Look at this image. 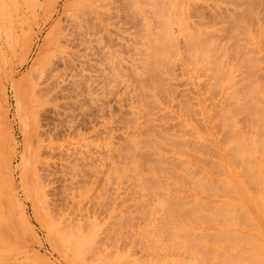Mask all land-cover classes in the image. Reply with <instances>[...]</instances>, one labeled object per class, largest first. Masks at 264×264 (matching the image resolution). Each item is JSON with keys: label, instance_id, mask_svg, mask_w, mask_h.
Segmentation results:
<instances>
[{"label": "rangeland", "instance_id": "374dc122", "mask_svg": "<svg viewBox=\"0 0 264 264\" xmlns=\"http://www.w3.org/2000/svg\"><path fill=\"white\" fill-rule=\"evenodd\" d=\"M56 1L55 12L48 15L44 9L45 0H0V264H106L105 258L110 264H151L160 263L162 259H165L162 264H184L185 261L192 264L193 255L179 247L181 237L173 239L179 242H176L178 246L168 238L171 228L168 227L170 223L161 221V200L171 195L179 208L185 201L191 205V201L198 203L201 198L203 203L213 199L210 205L227 201L223 195L215 197L211 193L210 196L207 189L198 188L204 190L199 191L193 179L189 181L192 185L188 184L172 171L187 167L192 178L198 176L195 173L202 168V172L213 179L226 177L223 167L227 165L228 153L223 147L226 131L219 125L221 115L233 114L236 126L246 134L259 136L264 132V121L259 115L249 118L245 111L235 112L236 107L243 104L242 93L246 88L252 87L261 93L264 87V3L254 6L249 15L251 20L245 18L247 28L243 29L249 28L250 35L245 30V34L240 32L243 35L238 46L251 57L250 66L254 71V78L245 79L248 69L235 53L233 39L229 38L228 28L232 26H228L231 23L228 18L225 20L224 13L231 9L242 10L245 7L242 1L247 0H238L239 5L235 4L237 0H111V3L107 0L108 8L106 2L103 4L100 0L98 6L105 7L97 9L99 17L94 23L99 26L94 24V27L99 29L92 32L90 44L79 46L77 50L68 48L75 55L83 54L81 60L71 55L73 58H65L67 62L63 65L61 55L57 54V59L53 54L56 61L51 57L54 60L51 64L57 63L56 67L50 64L56 70L49 65L50 76L57 70L59 73V68L65 71L61 69L59 73L64 76L56 73V80L49 79L58 84L57 94L52 93L54 99L50 102L42 95L46 99H41L46 102L43 105L41 101L38 103L40 96L37 100L36 94L33 97L34 93L30 92L34 62L39 55H44L42 46L53 24L58 19L60 24L66 23L64 7L73 0ZM46 16L51 17L47 19ZM223 22L224 27L220 24ZM195 29L209 33L213 40L216 39V45L220 42V53L212 49L208 59H202L200 53L189 51L186 41ZM169 31L176 38V52L168 56L172 62L151 68L148 51L164 32ZM216 57L221 72L210 63ZM67 66L71 71L77 70L71 73ZM57 86L62 89L58 91ZM24 91L26 100L25 95H20ZM257 105L260 111L264 110V102ZM133 155L134 160L131 159ZM160 156L163 158L158 161L163 164L155 158ZM260 156L264 161V154L254 156V160ZM148 168L150 173L145 171ZM153 168L157 171L161 168L163 174L161 170V174L156 171L153 174ZM144 173L153 174V177H144ZM154 175L163 177L161 183L167 182L170 186L160 185L155 190L151 185H155L158 177L155 181ZM146 177L150 182H144ZM141 183L145 189L141 190ZM180 187L183 188L181 193ZM179 194L183 195V201L179 202ZM190 196L195 199L192 197L189 201ZM253 203L247 201L249 212L264 231V220ZM185 207L189 206L184 205L183 215V211L189 209ZM205 210L201 206L197 213L203 215ZM189 211H186L188 217L193 213ZM52 218L59 221L54 231L59 228L57 233L61 232L60 237L62 234L65 238L58 239L55 232L50 231ZM175 222L181 229L182 224L177 221L172 224ZM187 224L186 228L196 233L205 231L206 238H212L217 225L213 223L212 226L210 222L209 225L200 222V225L196 220ZM236 225L238 229H249L245 223L242 227L239 223ZM90 230L96 232L97 237L94 234L93 237ZM70 234L85 239L86 245L81 244L75 255L74 244L68 241L73 238ZM102 237L97 248L98 240L94 238L101 240ZM209 237L211 242L203 238L201 244L204 242L210 247L213 242ZM196 240L192 242L196 244ZM238 245V249L245 246L242 242ZM92 246L96 248L91 250ZM230 264L245 263L233 260Z\"/></svg>", "mask_w": 264, "mask_h": 264}, {"label": "bare ground", "instance_id": "6f19581e", "mask_svg": "<svg viewBox=\"0 0 264 264\" xmlns=\"http://www.w3.org/2000/svg\"><path fill=\"white\" fill-rule=\"evenodd\" d=\"M99 1L100 0H73L71 3H69V5L67 7L66 6L64 7V12H65V16L64 17H66V18L65 19L63 18V19L65 20L64 22H66V23L62 25V24H60V20L58 19L57 22H56V24H53V27L50 30V34L47 35L46 40L44 39L45 41H44V44H43L42 48L45 49L44 50L45 53H44V55H39V57L41 56L40 58L37 56L38 57L37 62L35 61L34 62V66H33L34 67V72L32 71L34 74L31 73V74H33L32 75L33 78L31 77L32 79H30V81H29L30 82L29 85H30V89H31L30 92L31 93H34L32 96L34 97V95L36 94L35 97H36L37 100H38V97L40 96V100H38V103H39V101H41V99L43 100L45 98V97L42 98V95L43 96L44 95L47 96V99H49V102H50L52 100V98H53V97L51 98L52 93L57 94L56 93L57 88H55V87L58 84L56 83V81H54L55 83L52 81L53 82L52 83L51 80H49V79L56 80L55 77L57 75L56 73H58V70H57V72L55 71L56 72V73H54L55 76L54 77H51L54 74L52 73L53 75L51 74V76H50V73H51V70L50 69L51 68L55 69V67H56L55 66V63H57V62H55V63L52 62V64L55 66V67H52L51 66L52 65L51 64V61L54 58H57L58 57L57 54H59V56L60 55L62 56V57L60 56L61 57V60H63V61H61L62 64H63V62L65 64L67 62V61L65 62V60L68 57H70L71 55H75V53L72 52V51H70L68 48H76V50H77V48H79V46H85V45H87L91 41V40L89 41L90 37L93 36V33L92 32L95 33V30H98L99 29V28H96V26H99V25H97V24L94 23V20L97 19V16H98L97 15V12H98L97 9L98 8H101L102 9V6L103 7L106 6V8H108L107 5H109L111 3L110 2L111 0H108L110 3L107 2V0H103V4H105L104 2H106V5L105 6L104 5H102V6L99 5L98 6V4H101V2H102V1H100V3H99ZM130 1H132V0H130ZM132 2H131V4H132ZM238 2L239 1L237 0L235 2V4H238ZM258 2H260V3H258ZM107 3H109V4H107ZM116 3H118V2H116ZM232 3L234 5V2H232ZM242 3L245 4V7L244 8H241L242 10H239L238 11L236 9L238 11L237 12L236 10L233 11L231 9L233 12H230L231 10L229 8L230 11H227L226 10L227 13H224L225 14L224 17H225V20H226V18H228L227 20L231 23V24H229V22H228V24H229L228 26H230V25L232 26L231 28H228V29H230L229 38L233 39L234 41L233 40L231 41L229 39V41H228L229 42V45H230V41L234 44V47H235V50H236L235 53H237V56L240 58V63L242 62L241 64H243V66L245 65L246 68L248 69V72L247 73H248L249 77L247 75L246 76L247 78L245 77V79H249V78L252 79V77L254 76V71L252 69V66H250V58L251 57L249 58L248 57L249 54L247 52H245L242 47L238 46V41L241 39V34L242 33L243 34H245V33L249 34L250 33L249 32L250 30H248L249 28L248 29H243V28H247L246 23L249 20L252 19V17H250L249 15L251 14V11H253L252 9H255L254 6H256V4H261V3L263 4L264 3V0H263V2H262V0H247L245 2L242 1ZM244 4H242V5L244 6ZM230 5L232 6V4H230ZM56 6H57V1L56 0H45V8L44 9H45L46 12H48L47 13L48 15H50L49 12H51V11L55 12ZM113 6H115V5L113 4ZM235 6L236 5H234V7ZM236 7H238V6H236ZM110 9H112V8H110ZM238 9H239V7H238ZM228 12H230L231 15H228V17H226V15L229 14ZM234 12H236V13H234ZM221 13H223V12H221ZM221 13L219 15H221ZM99 14L100 15L102 14L100 12V9H99ZM50 17L51 16H48V18H50ZM46 18H47V16H46ZM220 18H223V17H220ZM245 18H247V20L248 19L249 20L246 22V19ZM222 20H224V19H222ZM45 21H47V20L45 19ZM94 24L96 25L95 27H94ZM220 24L223 25L222 27H224L226 25L224 22L223 23H220ZM244 25H245V27H244ZM219 27H221V26H219ZM251 27H252V25L250 26V29H251ZM223 30H224V28H223ZM243 30H245L246 32L244 33ZM224 32L227 33V31H225V30H224ZM240 32H242V33H240ZM171 33H170V31L169 32H164V34H162L163 37L161 36L159 38L160 40L157 39V40H159V42H156V44L154 42L155 45L153 44V47L152 46L150 47V50L148 51L149 52V61L151 62V63L149 62L148 65L151 64V65H149L150 67L152 65H155V67H161V65H166L167 66V65L170 64V62H172L171 61V58H169L168 56L172 55L173 53L175 54V52H176V38L173 35V33L172 34ZM225 37H226V35L223 37V39ZM245 37H247V35ZM214 40H216V39H214ZM214 40H213L212 36H210L209 33H207L206 31H202V30L200 31V29H199V31H197V29H195L193 33H190L188 35V38H187V41H186V46H188L189 51L196 52V53H200V55L202 56V59H208V53L210 52V50H212V49L213 50H218V48L220 47L219 46L220 45L219 44L220 42L218 43V45H216V43H215ZM220 40H222V39H220ZM216 46H218V47L216 48ZM80 49L82 50V48H80ZM219 50H220V48H219ZM219 50H218V52L220 53ZM85 51H87V50H85ZM238 52H241L242 55L240 56V54H238ZM60 53H62V54L64 53V54L62 55ZM72 53H74V54H72ZM53 54H54V56H53ZM84 54H86V52ZM76 55L74 57L77 58L78 60L80 58V60H81V57H82L83 54L81 55L79 53V56L77 55L79 58ZM51 57L53 59H51ZM70 58H73V56H71ZM71 60H73V59H71ZM61 62H59V63H61ZM82 62L84 63V61H82ZM217 62H219V58L218 57H216L213 60V62H210V63H213L214 67L217 69V72H221V68L219 67L218 64H216ZM70 63H71V61H70ZM73 63H75V62L73 61ZM80 64H82V63H80ZM49 65H50L51 68L49 67ZM66 65H69V61H68V63ZM74 65H77L78 66V64H74ZM67 68L69 69L68 66H67ZM151 68H154V66L151 67ZM59 69H60L59 70V73L60 72L62 73V71H61L62 68H59ZM63 71H65V69ZM72 71H74V69H72ZM72 71H71V73H74L75 72V71L74 72H72ZM231 71H233L232 70V67H231ZM53 72H54V70H53ZM66 72H68V71H66ZM59 73H58V75H60ZM63 73H65V72H63ZM71 73H69V75H71ZM61 75L64 76V74H61ZM68 77H70V76H68ZM58 78L59 77H57V79ZM229 78H230V76H229ZM71 80H72V78H71ZM71 82L73 83V80ZM74 82H75V80H74ZM54 89H55V92H54ZM61 89H59V87H58V91L61 90ZM22 91H23V88H22ZM26 91H27V89H26ZM233 92L238 93L239 91L234 90ZM22 93H20V95H23V96L25 95L24 98L26 100V94H25L26 92L24 91V93L23 94ZM37 94H38V96H37ZM242 94H243V98H244L243 104L241 106H239V107L237 106L236 109H235V112L236 113L237 112L239 113V112H244L245 111V114L249 118H251L253 116H256V115H259L260 118L264 121V110H261L260 111L258 109V105H257L258 103L264 102V87L261 89V93H259L258 90L254 89L252 87H248V88H246L243 91ZM32 96L30 97V99L33 98ZM56 96L57 95H55V97ZM22 100H23V98H22ZM44 100L46 101V99H44ZM233 100H236V98H234ZM45 101H43V102L41 101L43 103V105L46 103ZM51 103H53V102H51ZM41 104H39V107H40ZM42 111H44V110H41V112ZM33 115H34V113H33ZM219 125H220V128L225 129V131H226V137H225V141L223 142V147L225 146V148L227 149L228 158H227V165L223 167V172H226V177L224 179H222V180H220L219 178L213 179L209 175H207L204 172H202L203 171L202 168H200V169L198 168L199 170L197 169V173H195V170H194V173L196 175H198V176H195L194 175L195 178H193L194 176H192V178H191L190 173L188 174V172H187L188 168L187 167L181 168L178 172L175 171V170H172V171H174V173L176 172V175L175 176H177L179 174L180 180H181V177H183L186 181H188V184H191L190 183L192 181L191 179H193L196 182L195 183L194 181H192L193 185H197L198 186V187L196 186L197 187L196 189H198V188H200V189H207V192L208 193L210 191V193H209L210 196H211V193H213L214 196L216 195L217 197H219V196L221 197L223 195L222 197H225V200L224 201H226V200L227 201L226 202H218L217 201V202H215V205L212 202L213 204L210 205V203H211V201L213 199L212 200L210 199L211 200L210 203H203V202H201L202 201V198H201V201H199L201 203V205L199 204V202L197 203V202L194 201L192 203V201H191V205L193 204L191 206V205L185 203L186 202L185 201L184 204L183 203H181L182 205L179 204L180 205V208H179L176 205L177 203L174 202L171 199V195L169 196L170 198L167 195H165L166 197L164 196L165 198L161 200L162 210H163L162 211L161 221H165V222L170 223V224H168V227H170L171 230L169 229L168 231L171 232V233H169L170 235H168V238L169 239L172 238L171 240L173 241L174 245H176L177 244L176 242H178V241L174 242L173 239H177V240L180 239L179 240L180 241L179 247L182 246L183 249H184V251H189L191 253V255H193L192 258H194L193 260H195V261H193L192 264H194V262H195V264H228V263L230 264V262L233 261V260L242 261L245 264H264V236H262L264 234V231L261 230L260 224H258V222L255 221L254 220V217L250 214V212H249L250 210L248 209V204H247V201L248 200H251L252 202H254L253 205L255 207V210H257L260 213L261 217L264 220V183H263V167H264V161H263V159H262L261 156L258 157V160H254V156L256 157V155H263L264 154V132L261 135H259V136H255V135H251V134H246V132L244 130H242L241 127H237L236 126L233 114H223V115H221L220 120H219ZM199 137L200 136L197 137L198 138V141L200 139ZM163 140H165V138H163ZM157 143H159V142H157ZM203 147H205V146H203ZM203 147H202V149H203ZM49 148H50V146H49ZM46 149L49 150L48 147ZM53 149L55 150V148H53ZM53 149H52V151H53ZM200 149L201 148H199L197 150H200ZM183 150H184V148H183ZM204 150L205 149H203V151ZM157 155H158V153L156 154V156ZM134 158H135V156L133 155L131 159L134 160ZM155 158H157L156 160L158 161L159 159L162 160L161 158H163V157L160 156V158H158V157H155ZM156 160H154V162ZM157 161H156V163L160 162V163L163 164V161L162 162L161 161H158L157 162ZM230 161L233 164L230 163ZM185 163H189V162L185 161ZM228 163H229V166H228ZM158 164H157V166H158ZM179 165H178V168L181 167ZM233 165H235V166H233ZM151 166H153V165H151ZM151 166H150V168H151ZM155 166H154V168H156ZM43 167H47V166H44L43 165ZM154 168H153V170H154L153 171L154 172L153 174H155V171H156V174H158V172H159V174H161V173L163 174V170H161V168L158 169L159 171L155 170ZM40 169H42V166H41ZM42 170L45 173L46 170L45 169H42ZM160 170L162 171L161 173H160ZM145 171H147L148 173L151 172V170L149 168L146 169ZM46 174H47V172H46ZM145 174L146 173H144L143 176L144 177L147 176L148 178H151V176L153 175V174L152 175L151 174L150 175L148 174L150 176L149 177L148 175H145ZM37 175H39V177H41L39 173ZM39 177L37 176V179H38V181H39V179L41 181V178H39ZM157 177L158 176H155L154 177V180L155 181L158 180L157 182H159V180H160L159 184L157 182H155V185H154V183L152 182L154 180H152L151 183H150V185L153 183V185H151V186H153V187L155 186L154 189L156 187L158 188L160 185H163V186L165 185L166 188H168V186H170L169 183H167V182H162L161 183V180L162 179L164 181V178L163 177H162V179L158 177V179L156 180ZM148 178L144 180L145 183L149 181ZM165 179H167V177ZM167 180L169 181V179H167ZM185 180H183V181H185ZM156 183H157V186H156ZM38 185H40V184L38 183ZM142 186L143 187H141V190H142V188L143 189L146 188V187L144 188V184H142ZM147 186L149 188V184ZM202 186H203V188H202ZM39 188L37 189V191H38V193H41L40 192L41 190L39 191ZM44 188H45V186H44ZM151 188L152 187H150V189ZM182 189L180 187L179 191L180 190L182 191ZM200 189H198V190L201 191V192L204 191V190H200ZM181 191H180V193H181ZM185 191H187V190H185ZM181 195L179 194V196H177L179 198L181 197V200L178 199L179 202L180 201H183L182 200L183 195L182 196ZM42 197H43V195H42ZM192 197L193 196H190L189 197V201L192 200ZM193 199H195V198L193 197ZM198 199H200V198L198 197ZM189 201H187V202H189ZM43 202L44 203H47V200L45 201V199H44ZM207 202H209V201L207 200ZM194 203L195 204L197 203L196 204V207H195V204ZM184 205L185 206H189V207H185V208H189L190 211L193 212L191 214V213H189L190 212L189 209H185L186 211H189V212H187V213H189V217H188V215H186V211H183V212H185V215L182 214V210H184ZM47 206H48V204H47ZM181 206H183V207H181ZM198 206L200 208H198ZM201 206H202V208H204V210L206 209L205 211H203V215L200 212H199L200 214L197 213V211H200ZM210 208H212V209L209 210ZM207 210H209V212H210L209 214H206L207 213L206 212ZM155 214H157V213H155ZM155 214H153V215H155ZM181 215H183V216H181ZM184 216H186V217L184 218ZM153 217L154 216H152V218ZM46 218H48V217H46ZM219 218H220V220H219ZM53 219L54 218H52V221H53L52 225L54 227L53 226L49 227V228L53 229V230L50 229V231L55 232L54 234L57 235V236L56 235L55 236L58 239H60V238H62V236L64 237V235L61 234V237H60L59 234L61 232L57 233L58 232V229H59L58 226L60 224L57 226L58 229H56L54 231V228L58 224L59 221L58 220L57 221H54ZM188 219H189V221H188ZM200 219H201V221H200ZM202 219H204V220H202ZM190 220H191V222H190ZM195 220H196V224H200V222H202V223L204 222L205 225H209V222H210V225H212V226L215 223L217 224L216 225L215 232L211 235L212 238L209 237V236H207V238H206V234H205L206 232L205 231H202L203 229L201 230L202 232L199 231L198 233H196V231H193V230L191 231V229L189 230L188 228H186L187 225H189V224H187L188 222L192 224L193 221L195 223ZM216 220H218V221H216ZM60 221H62V220H60ZM174 221H177L178 223H180V225L182 224L181 225V229H180L179 224H176V222H175L174 225L172 224ZM213 221H215V222H213ZM54 222H55V225H54ZM56 222H57V224H56ZM185 222H186V224H185ZM46 223H49V222H46ZM236 223H239L241 225V227L245 223L246 224V227L247 228L249 227L248 231L251 230V232H248L246 229L245 230H242L240 228L238 229L237 228L238 225H236ZM241 223H243V224H241ZM171 224L174 226V229H173L174 232H172L173 231L172 230L173 227H172ZM98 225L99 224L97 223L95 226L97 227ZM169 225H171V226H169ZM176 225H177V227H176ZM184 225H185V227H184ZM93 228H94L93 230H95V227H93ZM190 228H191V226H190ZM153 229H155V228H153ZM75 230H73L72 232H75ZM93 230H90V231L92 232ZM93 232H92V236H93V234L95 235V233H96V232H94V233ZM107 233H109V232H107ZM75 234H76V232L74 233V235ZM154 234H155L154 232H153V235L151 234L152 238L155 236ZM148 235H150V233H148L147 236ZM92 236H91L90 239L93 240V237L94 236L93 237ZM169 236H171V237H169ZM176 236L177 237L179 236L181 238L178 237L179 238L178 239V238H176ZM69 237H73L72 239L69 238L68 241L69 242L71 241L72 244H74L73 246H74L75 249H73V251H74L73 254L75 255V253H78L80 251L81 244H83L84 246L86 245L84 243L85 242V239L82 236L76 237V236H72L71 235ZM95 237H97V236L95 235ZM208 237H209V239L211 238L210 240H212V242H213V244L210 247H208L206 244H204V242L201 244V240H203V238H204V240L209 241L208 240ZM166 238H167V236H166ZM198 238H199V241H197ZM102 239H103V237L101 238V240L94 238V240H96V241L98 240V242H97V245H95V244H92V245L93 246L95 245L98 248V246L100 245L99 244V241H102ZM65 240H63V242ZM194 240H196L195 241V242H197L196 244H199V245H196L194 242H192ZM68 241L66 240L65 243H67ZM96 241H95V243H96ZM172 241H171V244H172ZM209 242H211V241H209ZM241 242H242V244L244 243L245 246L242 247V248H240V249H238L237 245H238V243H241ZM93 243H94V241H93ZM167 244L169 245V242ZM93 246L91 247V250H92V248H94V249L96 248V247H93ZM177 246H178V244H177ZM65 247H68L67 244L65 245ZM69 247H71V245ZM196 247L197 248L200 247V249L197 250ZM156 248H157V246H156ZM157 249H159V248H157ZM93 251H91V253ZM158 251H160V249ZM95 252L96 251H94V253ZM73 258H76V257L74 256ZM109 258H111V257H109ZM103 259H104V257H103ZM105 260H107L106 261V264H110V262H108V259L107 258H105ZM159 260H160V258H159ZM162 260L160 261V263H159V261H157V263L156 262H152V263H154V264H162V262H164L165 259L163 261ZM112 262H114V261H112ZM182 263H184V264L185 263L186 264H191V263H189V261H185V262H182Z\"/></svg>", "mask_w": 264, "mask_h": 264}]
</instances>
